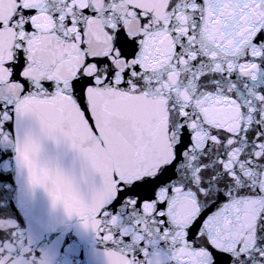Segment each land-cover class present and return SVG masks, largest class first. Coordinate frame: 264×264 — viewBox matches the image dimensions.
<instances>
[{
	"label": "snow or ice",
	"instance_id": "1",
	"mask_svg": "<svg viewBox=\"0 0 264 264\" xmlns=\"http://www.w3.org/2000/svg\"><path fill=\"white\" fill-rule=\"evenodd\" d=\"M13 170L99 264H264V0H0ZM32 244L0 217V264Z\"/></svg>",
	"mask_w": 264,
	"mask_h": 264
},
{
	"label": "water",
	"instance_id": "2",
	"mask_svg": "<svg viewBox=\"0 0 264 264\" xmlns=\"http://www.w3.org/2000/svg\"><path fill=\"white\" fill-rule=\"evenodd\" d=\"M45 156L59 157L67 167L70 154L45 142ZM10 175V181L0 182V217H10L19 224L32 239L36 255L49 252L50 264H99L96 253L101 246L81 228L79 220L68 218L60 206L53 209L42 190L30 194L23 176H16L15 170ZM5 183L10 187L5 189Z\"/></svg>",
	"mask_w": 264,
	"mask_h": 264
}]
</instances>
